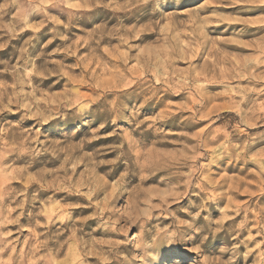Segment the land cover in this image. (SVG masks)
<instances>
[{
    "label": "clouds",
    "instance_id": "9594fccd",
    "mask_svg": "<svg viewBox=\"0 0 264 264\" xmlns=\"http://www.w3.org/2000/svg\"><path fill=\"white\" fill-rule=\"evenodd\" d=\"M0 264H264V0H0Z\"/></svg>",
    "mask_w": 264,
    "mask_h": 264
}]
</instances>
